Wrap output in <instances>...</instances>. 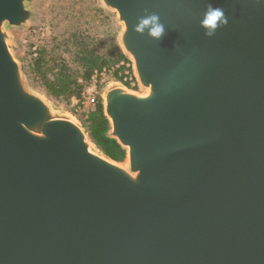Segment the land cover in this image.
Segmentation results:
<instances>
[{"label": "water", "instance_id": "obj_1", "mask_svg": "<svg viewBox=\"0 0 264 264\" xmlns=\"http://www.w3.org/2000/svg\"><path fill=\"white\" fill-rule=\"evenodd\" d=\"M37 2L0 0V264H264V0H98L143 90L101 92L121 163L29 86Z\"/></svg>", "mask_w": 264, "mask_h": 264}, {"label": "trees", "instance_id": "obj_2", "mask_svg": "<svg viewBox=\"0 0 264 264\" xmlns=\"http://www.w3.org/2000/svg\"><path fill=\"white\" fill-rule=\"evenodd\" d=\"M68 18L73 20L74 17L72 14H65L64 20ZM77 19L74 18L75 24L70 34L53 31L47 40L30 44V48L36 47V56L33 57L31 52L25 73L32 77V81L49 98L60 103H67L72 97H80L95 70L115 64L124 57L121 53L115 58L113 53L105 56L100 52L97 40L82 30L81 22ZM69 63H73L74 68ZM117 79L122 80L121 77ZM84 124L91 142L100 152L118 163L125 160L126 151L115 140L107 137L109 124L100 100L95 111L88 114Z\"/></svg>", "mask_w": 264, "mask_h": 264}, {"label": "rangeland", "instance_id": "obj_3", "mask_svg": "<svg viewBox=\"0 0 264 264\" xmlns=\"http://www.w3.org/2000/svg\"><path fill=\"white\" fill-rule=\"evenodd\" d=\"M35 10L37 11V17L34 23L30 24L22 31H10L11 43L13 45V55L20 62L31 89L42 94L50 104L61 108L65 113L71 115L87 132L84 121L90 112L95 111L99 100L101 101V98L98 100L96 106L86 113L76 110V107L72 104V98H70L69 102L67 103H60L49 98L45 94L44 90L39 87L37 83L32 81V77L25 73L30 54L32 52L33 56L32 49L35 48H30V44L32 42L36 43L38 41L47 40L49 36L53 34V31L58 34L61 32L70 34L72 32V26L75 24L74 18H78L81 22L80 26L83 28L82 30H85L86 34L91 35L97 40V48L100 52L104 53L105 56L107 54L109 55L110 53H113L115 58H117L119 53L124 56L123 58H120L115 64L105 66L101 70H95L93 72L85 89L92 85V80L94 79L97 82V92L101 97L102 89L105 86L121 83L117 78H123L124 72L128 71V64L132 65L130 70H132L131 73L134 75L131 59L122 53L117 43L121 26L114 23L115 14L112 12H105V10L99 6L98 0H38ZM65 14H72L74 21L70 20L71 18L64 20ZM65 31H68L69 33ZM69 66L74 68L73 63H69ZM117 66H120L119 68H121V71H118L119 68ZM84 91L80 97L83 95ZM130 91L138 94H142L143 92V90L141 91L138 85L135 87V89Z\"/></svg>", "mask_w": 264, "mask_h": 264}, {"label": "clouds", "instance_id": "obj_4", "mask_svg": "<svg viewBox=\"0 0 264 264\" xmlns=\"http://www.w3.org/2000/svg\"><path fill=\"white\" fill-rule=\"evenodd\" d=\"M200 23L205 30V35L211 37L215 35L218 28L227 25L228 19L222 8L213 7L209 4ZM149 24L152 27L149 28L148 35L154 39H160L165 33V26L160 22V17L156 13L142 17L135 26V30L143 34L145 27Z\"/></svg>", "mask_w": 264, "mask_h": 264}, {"label": "built area", "instance_id": "obj_5", "mask_svg": "<svg viewBox=\"0 0 264 264\" xmlns=\"http://www.w3.org/2000/svg\"><path fill=\"white\" fill-rule=\"evenodd\" d=\"M33 51V57L36 56V47L32 49ZM131 64L127 65V72H124V76L122 80L120 81L121 85L129 90L135 89V87L138 85V82L133 75L132 70H130L132 67ZM118 68L120 66H117ZM81 82V81H80ZM96 81L93 79L92 80V85L87 87L83 93V95L78 98V97H72L71 101L72 104L76 107V110L81 111L83 113H86L90 109L94 108L100 99V94L97 92L96 89Z\"/></svg>", "mask_w": 264, "mask_h": 264}]
</instances>
